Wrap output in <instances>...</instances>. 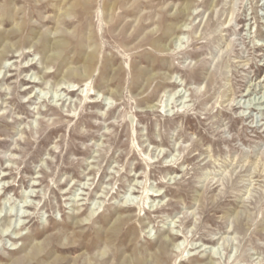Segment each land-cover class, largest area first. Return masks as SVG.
Returning a JSON list of instances; mask_svg holds the SVG:
<instances>
[{"label":"rangeland","instance_id":"1","mask_svg":"<svg viewBox=\"0 0 264 264\" xmlns=\"http://www.w3.org/2000/svg\"><path fill=\"white\" fill-rule=\"evenodd\" d=\"M0 264H264V0H0Z\"/></svg>","mask_w":264,"mask_h":264},{"label":"bare ground","instance_id":"2","mask_svg":"<svg viewBox=\"0 0 264 264\" xmlns=\"http://www.w3.org/2000/svg\"><path fill=\"white\" fill-rule=\"evenodd\" d=\"M176 36H177V39H178L179 34L176 35ZM86 85H87V87L80 89V88H77V86L73 84V86L71 85L72 88H71V86H69L70 88H68V89H69V92H71V93H72V91L75 92V91H79L80 90L79 96H81L82 100H87V104H88V103H91V98H93V93H92L91 87H88L89 86V82L88 81L86 82ZM17 237L18 236H16L15 239ZM17 244L18 243H15V246L13 247V250H18L20 248ZM177 247H179V245H177ZM37 249L40 252L44 251L42 246H38ZM105 254H106V251H103V255H105Z\"/></svg>","mask_w":264,"mask_h":264}]
</instances>
